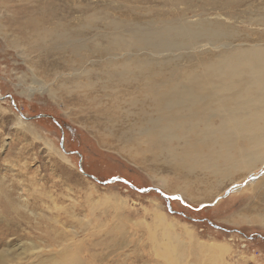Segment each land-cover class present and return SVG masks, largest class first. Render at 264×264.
Returning a JSON list of instances; mask_svg holds the SVG:
<instances>
[{
	"label": "rangeland",
	"instance_id": "1",
	"mask_svg": "<svg viewBox=\"0 0 264 264\" xmlns=\"http://www.w3.org/2000/svg\"><path fill=\"white\" fill-rule=\"evenodd\" d=\"M40 1H55L51 6L69 21L71 32L81 31L80 55L69 46L42 49L37 41L29 43L20 25L30 9L44 18L48 6L31 8ZM201 13L205 20H225L236 31L233 45H264V0H0L6 30L0 33V252L10 248L20 254L32 240L44 247L41 255L27 252L19 264H43L54 254L64 264L65 248L82 264H209L207 254L194 249L198 241L202 247H225L216 264H264V164L223 181L202 171H177L128 140L144 118L139 105L150 110L148 99L133 95V82L120 86L127 94L106 89L104 70L113 55L102 50L111 48L109 36L117 32L106 23L129 28L154 18L196 21ZM205 43L190 54L215 51ZM114 177L159 189L170 200ZM157 212L185 239L192 236L193 244H178L183 258L177 262L157 254L152 242L151 231L160 229L153 221Z\"/></svg>",
	"mask_w": 264,
	"mask_h": 264
},
{
	"label": "bare ground",
	"instance_id": "2",
	"mask_svg": "<svg viewBox=\"0 0 264 264\" xmlns=\"http://www.w3.org/2000/svg\"><path fill=\"white\" fill-rule=\"evenodd\" d=\"M41 2L48 6L47 10L43 7L47 12L43 14L44 18L34 15L30 9L20 25V30L30 35L29 43L37 41V47L41 48L69 46L73 53L80 55V50L85 49L81 31L71 32L69 21L58 16L55 7L51 6L55 1H40L31 8L41 7ZM50 10L53 12L49 13ZM203 15L207 14L201 13L198 16L201 18L196 21H188L186 16L164 21L154 18L144 24H132L129 28H122L123 24L117 21L106 23L108 31L117 32L109 36L111 48L102 50L105 56L108 53L113 55L108 63L106 61L110 66L104 70V75L109 83L106 89L111 88L109 93L127 94L120 86L123 84L127 88L133 82V95L139 93L148 99L150 110L139 105L144 118L134 125L136 134L128 140L141 151H150L155 160L171 162L177 171L195 174L202 171L206 176L223 181L264 164V45L253 42L235 46L231 40L236 31L225 20H205ZM89 18L96 20L97 16L92 14ZM28 23L32 25L30 30L26 26ZM45 23H50L52 30ZM5 31L0 23V33L5 35ZM11 41L16 47H23L19 39ZM202 41L218 52L191 55L201 47ZM139 53L149 58L140 59ZM120 57L123 60L116 62ZM134 97L130 96L133 98L131 104L137 101ZM45 144L57 152L52 143L45 140ZM154 216V225L160 228L151 231L157 254L165 255L171 263L181 260L183 256L178 244L183 245L186 240L192 243V236L185 239L173 223H166L164 215L157 212ZM158 217H161V223L156 221ZM186 233L191 234L190 231ZM28 243L30 246L20 254L3 248L0 264H19L27 259L28 256H23L27 252L40 256L37 253L44 247L32 240ZM194 249L202 256L207 254L205 258L209 264H216L213 260L221 259L226 251L223 245L202 247L198 241ZM68 250L65 248L64 264H82L77 257L70 258ZM45 258L43 264L49 260L56 262L58 257L54 254Z\"/></svg>",
	"mask_w": 264,
	"mask_h": 264
},
{
	"label": "water",
	"instance_id": "3",
	"mask_svg": "<svg viewBox=\"0 0 264 264\" xmlns=\"http://www.w3.org/2000/svg\"><path fill=\"white\" fill-rule=\"evenodd\" d=\"M61 146H62V148H64V150H65V146H64V135H63V133H62V136H61ZM69 153H70V152H69ZM80 164H81V162H80ZM80 170L83 171L82 165H80ZM91 176H92V178H94V179L97 180V178H96L95 176H93V175H91ZM112 179H119V180H121V181H123V182H125V183H127V184H129V185H131V186H133L128 180H126V179H124V178L114 177V178H112ZM112 179H109V180H107V181H105V182H110ZM133 187H134L135 189L140 190V191H149V190L154 189V190L160 192L161 194H163V196H165V197L168 199V201L170 200V196H168V195L162 193L159 189H156V188H154V187H150V188H137V187H135V186H133Z\"/></svg>",
	"mask_w": 264,
	"mask_h": 264
}]
</instances>
